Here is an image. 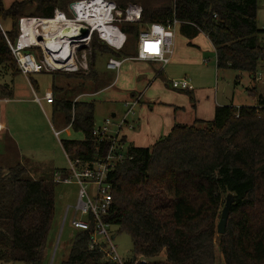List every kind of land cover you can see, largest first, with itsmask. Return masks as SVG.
Segmentation results:
<instances>
[{"label": "trees", "instance_id": "obj_1", "mask_svg": "<svg viewBox=\"0 0 264 264\" xmlns=\"http://www.w3.org/2000/svg\"><path fill=\"white\" fill-rule=\"evenodd\" d=\"M75 1L23 0L5 8L0 0V19L11 28L5 32L7 38L17 40L20 19L51 18L57 9L67 12ZM108 1L120 8L129 4L143 8L140 24L121 25L127 37L137 41L141 28L177 20L180 34L188 41L207 36L215 50L217 72H238L237 83L244 73L256 82L263 79L259 0ZM91 49L89 72L50 73L55 111L63 112L67 125L85 136L84 141H61L62 149L84 166L104 156L109 143L93 136L95 101L74 104L57 77L79 80V88L91 82L97 92L110 81L97 70L98 59L137 55V49L134 53L114 51L97 34L92 37ZM0 67L13 76L21 75L1 29ZM258 76L262 79L257 80ZM31 84L38 92L37 83ZM0 89L4 96L12 97L11 90ZM184 92L195 108L191 91ZM250 94L256 100L254 106H219L210 122L175 124L151 148L131 146L132 159L110 174L113 205L105 220L131 237L135 260L143 257L147 260L144 264H218V241L223 264H264V96L255 91ZM56 172L63 178L69 175L68 170H54L34 178L20 163L6 169L0 166L1 262L42 264L56 214ZM228 194L234 196V204L226 235L218 236L217 225ZM89 244V234L77 231L65 264H113L99 249L90 250ZM162 254L164 261H153Z\"/></svg>", "mask_w": 264, "mask_h": 264}, {"label": "rangeland", "instance_id": "obj_2", "mask_svg": "<svg viewBox=\"0 0 264 264\" xmlns=\"http://www.w3.org/2000/svg\"><path fill=\"white\" fill-rule=\"evenodd\" d=\"M18 1L23 0H3V4L5 8H10L13 3ZM28 14H31V11ZM257 19L258 27L263 29L264 7L262 0H259ZM0 27L5 32L11 29L10 23L4 22L2 19H0ZM174 35V53L177 54V59L169 66L164 67L163 77L153 81L145 91L143 85L137 84L136 78L132 75V67L129 68L128 65H133L134 69V67L145 66L146 63L140 65L134 62L126 64L120 70L117 83L114 84L117 74L106 69L109 56L100 58L96 62V68L99 70L100 75L110 80L106 88L95 92V85L91 82H87L85 88H79L78 84L81 81L68 79L67 75L58 76L59 80L57 82L64 87L69 93L68 97L73 101L84 94H96L93 98L80 100V102L95 101V129L102 127L106 120L112 118L113 114L117 117L114 121L118 125L126 113L125 101L130 98L132 93L142 92L144 100L136 107L134 116L131 115L128 118L130 125L134 124L136 126L135 130H129L127 125L124 126V131L129 133L128 137L130 139L133 138L134 133H141L138 125L140 126L142 123L150 126L164 124L170 109L184 107V104H188L190 101L189 95L181 91L178 86H174L177 81L190 80L197 91L196 93L210 97L209 103L216 94L218 101L222 104L231 105L234 102V105L254 106L255 99L250 92L255 91L257 95L264 96V71L261 72L263 77L261 81L256 82L244 73L241 76L240 83H237L238 72L232 70L217 72L216 54L207 40L200 38L190 42L180 36L178 28L175 29ZM126 39L123 51L126 53L136 52V40L127 36ZM189 43L193 44L189 45ZM152 66L157 71L162 69L161 66L155 64ZM6 69L0 67V88L5 87L11 90L13 95L7 98L11 99L10 103L4 102L3 104L7 130L0 138V166L6 169L20 163L27 168L29 174L34 178L46 176L58 169L69 170V160L62 149L61 141H84V134L69 128L61 134L58 140L55 131L59 132L67 127V123L64 122V113L56 112L54 108L45 104L43 110L37 103L33 102V86L31 83H37L38 95L43 97L48 90H53V75L42 73L30 75L26 78L23 75L13 76L12 72ZM185 116L183 121L191 125L194 118L189 114L187 119ZM179 118L178 116V120H181ZM145 141H147V138ZM135 143L141 144L138 140ZM77 194L78 186L74 183H59L56 187V218L48 238L42 264H65L67 262L77 233L70 225L74 210L70 211L66 221L65 217L67 208L75 206ZM111 233L119 257L125 262L134 261L135 256L133 255L131 237L121 231L119 226L112 225ZM96 241L101 246L106 245L102 237H97ZM218 248L219 243L217 241L218 264H223ZM143 260L146 259L143 258ZM164 260L165 254H162L153 261L162 262ZM0 264L25 263L0 261Z\"/></svg>", "mask_w": 264, "mask_h": 264}, {"label": "built area", "instance_id": "obj_3", "mask_svg": "<svg viewBox=\"0 0 264 264\" xmlns=\"http://www.w3.org/2000/svg\"><path fill=\"white\" fill-rule=\"evenodd\" d=\"M264 7V0H262ZM143 8L137 4H129L120 8L116 3L108 0H78L70 4L68 11L55 10L51 18L24 17L19 21V34L15 42H11L5 31L0 27L6 37L8 47L14 57L18 70L26 78L42 73H87L90 70V56L92 54L91 42L94 34L114 51H121L126 44V35L121 29L124 23L140 24ZM180 23L177 20L163 25L153 23L139 32L136 41L137 55L133 58H109L106 69L117 74L126 61L158 63L167 66L174 55L175 29ZM80 29L88 30V35H82ZM264 30V28H263ZM70 31L72 35L65 34ZM262 77L258 76L257 80ZM174 83V82H173ZM184 91H193L190 80L184 79L175 82ZM96 94H84L74 101L80 102L84 98H93ZM34 101L42 107L43 101L48 105L54 104L52 92L43 98L33 92ZM8 103V100H4ZM141 103V96H133L125 101L126 113L117 125L111 118L104 125L95 129L93 136L100 142L107 141L109 147L104 156H101L90 165H83L81 161H72L67 154L70 169L66 178L60 172L55 173V181L78 186L77 201L74 207L67 209L65 221L74 210L71 226L78 232H86L90 236V250L99 249L104 253L105 259L113 264H144L147 260L138 257L135 261H123L114 246L112 225L105 220L109 216L113 205V185L109 181L110 174L115 168L128 159L129 145L124 131L134 130L130 125L129 116L135 114L136 107ZM0 100V135L4 132L2 123ZM71 127V126H70ZM61 131H55L59 140ZM98 149V148H97ZM97 237H102L106 245L101 246ZM146 261V262H144Z\"/></svg>", "mask_w": 264, "mask_h": 264}, {"label": "crops", "instance_id": "obj_4", "mask_svg": "<svg viewBox=\"0 0 264 264\" xmlns=\"http://www.w3.org/2000/svg\"><path fill=\"white\" fill-rule=\"evenodd\" d=\"M178 30H179V27H178ZM179 34H180V30H179ZM180 36H182V35L180 34ZM200 38H203L204 40H207L211 44V42L209 41V39L207 38V36H205L203 34L200 35L195 40L200 39ZM195 40H193V41H195ZM192 44L193 43H189V45H192ZM211 47L213 48L212 44H211ZM199 55H200V53H199ZM177 57H178L177 54L174 53V55H173L170 63L167 66H169L170 64H172L173 62H175V60L177 59ZM200 58H201V55H200ZM133 62L135 64H139V65L141 63H144V64L146 63L145 66H139L137 68L134 67V69H133V65H131V64L128 65L129 68L132 67V75L136 78L137 84L144 86V91L157 78L163 77V74H164L163 68L164 67L162 65L158 64V63L141 62V61H134V60L132 61V60H129V61H126L123 64V66H125L128 63H133ZM154 64L157 65V66H161L162 69L159 70V71H157V69H155L152 66ZM160 74H162V76H159ZM117 80L115 79V83L114 84L117 83ZM0 92H1L0 93V100H2V104H1L2 123L4 125V132L0 135V138H2L3 135L5 134L6 130H7L6 113H5V108H4L3 104L5 102L4 100H8V102L10 103V100L11 99H7L9 97L4 96V94H2L1 89H0ZM33 92H35L38 95V92H36L34 90H33ZM49 92H52V91L48 90L43 95V97L47 93H49ZM135 92H137V91H135ZM196 92L197 91H196L195 88H194L193 91H191V93L194 96L195 102H196L195 103V108H193L192 103H190V101H189L188 104L187 103L184 104L185 105L184 107H177L175 109H170L169 114H168V117L164 120V124H158V125L150 126L149 124H146V123L143 124L142 123V124H140V126L138 125V127L140 128L141 133L140 134H135L134 133V136L131 139L128 137V134L129 133L126 132L125 133V136H126V139H127L128 143H129V145H131V146H133L135 148H151L158 140H160L161 138L166 137L171 132V130L173 129V127L175 126V124L189 125V124H186V122L183 121V118H184L185 114H187V115L189 114L192 118H194V121L192 122V124L196 120H202V121H208V122H210V121H212L214 119V114H215L216 107H219V106H231V105L232 106H235V107H241L240 105H234V102L231 105H227V104L220 103L218 101V99H217L216 94L214 95V97L212 96L213 99L209 103L210 97L208 95L205 96V95H201V94L196 93ZM133 96H141V101L144 100V94L142 92H140V93L139 92L138 93H132L130 95V98L133 97ZM43 97H41V98H43ZM204 98H205V100H203ZM33 102H35L34 99H33ZM255 103H256V100H255ZM44 104L47 105V106H51L52 108H54L53 105H48V104H46L45 101H43L42 107L39 104L38 105L44 110ZM113 115H115V114H113ZM187 115L185 116L186 119H187ZM178 116L180 117L179 119H181V120H178ZM64 122H66L65 119H64ZM69 128H70V126L67 125L66 128H64L63 130H61V132H62L61 134H63L65 132V130H67ZM144 134H145V136H144ZM146 138H147V141H145ZM137 140L141 144H136L135 141H137ZM55 218H56V214H55ZM72 220H73V218H72ZM72 220H71V222H72ZM71 222H70V225H71ZM54 223H55V219H54L53 224Z\"/></svg>", "mask_w": 264, "mask_h": 264}, {"label": "water", "instance_id": "obj_5", "mask_svg": "<svg viewBox=\"0 0 264 264\" xmlns=\"http://www.w3.org/2000/svg\"><path fill=\"white\" fill-rule=\"evenodd\" d=\"M82 35L87 36L88 30L86 29H80ZM65 34L75 36L70 31H65ZM112 118H116V115H112ZM234 204V196L232 194H228L225 205L222 209L220 220L217 225V234L218 236H225L226 235V229L228 225V220L231 214V209Z\"/></svg>", "mask_w": 264, "mask_h": 264}]
</instances>
